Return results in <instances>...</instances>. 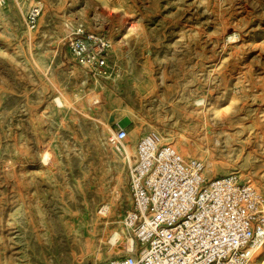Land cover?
<instances>
[{"label": "rangeland", "instance_id": "374dc122", "mask_svg": "<svg viewBox=\"0 0 264 264\" xmlns=\"http://www.w3.org/2000/svg\"><path fill=\"white\" fill-rule=\"evenodd\" d=\"M120 13L139 30L89 78L65 41ZM150 131L264 195V0H0V264H80L76 233L86 264L129 253L127 167Z\"/></svg>", "mask_w": 264, "mask_h": 264}, {"label": "built area", "instance_id": "2783aa9c", "mask_svg": "<svg viewBox=\"0 0 264 264\" xmlns=\"http://www.w3.org/2000/svg\"><path fill=\"white\" fill-rule=\"evenodd\" d=\"M138 30L137 21L114 14L96 29L75 28L65 44L84 73L99 78L116 37ZM113 142L126 158L129 131L117 128ZM135 157L127 167L132 206L125 216L132 247L100 264H256L264 246V195L257 187L236 171L207 177L204 160L185 157L156 131L138 136Z\"/></svg>", "mask_w": 264, "mask_h": 264}, {"label": "bare ground", "instance_id": "6f19581e", "mask_svg": "<svg viewBox=\"0 0 264 264\" xmlns=\"http://www.w3.org/2000/svg\"><path fill=\"white\" fill-rule=\"evenodd\" d=\"M66 5V4H65ZM235 38V37H234ZM233 41V40H232ZM235 41V40H234ZM31 45V44H30ZM31 55V54H30ZM67 71H69V70H67ZM61 91V90H60ZM59 91V92H60ZM101 94V93H100ZM93 95H94V93H93ZM88 97H90L91 98V95L89 96L88 95ZM99 98V97H98ZM97 99V98H96ZM101 99V98H100ZM93 100H95V98L93 99ZM97 100H99V99H97ZM114 100V99H113ZM102 103V102H101ZM61 104V103H60ZM88 107V106H87ZM76 112H77V110H76ZM130 112V111H129ZM133 113V112H132ZM133 115V114H132ZM223 128V127H222ZM149 130V129H148ZM157 131V130H156ZM160 133V132H159ZM161 135H162V133H160ZM113 137V136H112ZM164 137V136H163ZM114 138H115V136H114ZM111 139V138H110ZM181 147V150L184 152V150H185V152L187 151V149L186 148H184L183 146H180ZM208 147V146H207ZM180 149V148H179ZM127 150H128V153H132L133 152V149L130 147V146H128L127 147ZM188 153H190L189 151H187ZM211 159H210V161H214V158L213 157H210ZM136 160V157H135V155L133 156V160L131 161V163H133L134 161ZM218 161V160H217ZM216 161V162H217ZM213 164V163H212ZM214 165V164H213ZM123 169H124V166H123V164H121L120 165V167H119V174H122V172H123ZM118 177V176H117ZM122 179V178H121ZM106 206V205H105ZM93 214V213H92ZM113 229V228H112ZM72 231V229L71 228H69V230H68V233H70ZM112 232V231H111ZM79 233H76L75 235H73V236H67V239H70V238H73L74 240H73V244L74 245H78V244H83V246H84V252H83V255L81 256V258H80V260H78L79 262H80V264H86V262L88 261V254H89V252L91 251L90 250V242L88 241V240H85V241H80V240H78L77 238L79 237V235H78ZM113 237H112V242H113V244L114 245H116L115 247H114V251H116V253H119V252H121L122 250H121V245L119 246L118 244H120L119 242H118V240L120 241L121 239H122V236H121V234H120V232H118V231H113ZM118 242V243H117ZM98 248H99V252H98V257L100 258L101 257V255H102V248H101V245L100 244H98ZM112 249V248H111ZM260 250H262L263 251V248H260L258 251L260 252ZM76 253V252H75ZM97 254V253H96ZM261 256V253L256 257V259H259V257ZM258 263H259V261H258ZM257 262H256V264H258Z\"/></svg>", "mask_w": 264, "mask_h": 264}]
</instances>
